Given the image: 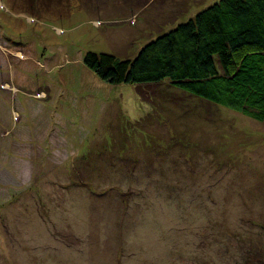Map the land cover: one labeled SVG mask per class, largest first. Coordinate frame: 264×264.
<instances>
[{"label": "rangeland", "instance_id": "1", "mask_svg": "<svg viewBox=\"0 0 264 264\" xmlns=\"http://www.w3.org/2000/svg\"><path fill=\"white\" fill-rule=\"evenodd\" d=\"M220 0H0V264H264V121L112 85Z\"/></svg>", "mask_w": 264, "mask_h": 264}, {"label": "trees", "instance_id": "2", "mask_svg": "<svg viewBox=\"0 0 264 264\" xmlns=\"http://www.w3.org/2000/svg\"><path fill=\"white\" fill-rule=\"evenodd\" d=\"M112 85L174 88L264 121V0H220L144 46L132 60L89 52Z\"/></svg>", "mask_w": 264, "mask_h": 264}]
</instances>
